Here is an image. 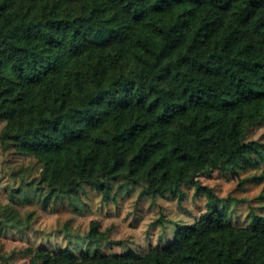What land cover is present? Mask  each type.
<instances>
[{
    "label": "trees",
    "instance_id": "1",
    "mask_svg": "<svg viewBox=\"0 0 264 264\" xmlns=\"http://www.w3.org/2000/svg\"><path fill=\"white\" fill-rule=\"evenodd\" d=\"M263 120L264 0H0V143L35 159L46 203L83 185L107 197L117 181L151 198L181 199L187 184L216 198L198 178L257 166L264 143L246 135ZM5 211L0 235L20 225ZM177 227L143 253H25L29 264H264V214L237 227L209 205ZM86 237L106 233L92 222Z\"/></svg>",
    "mask_w": 264,
    "mask_h": 264
},
{
    "label": "rangeland",
    "instance_id": "2",
    "mask_svg": "<svg viewBox=\"0 0 264 264\" xmlns=\"http://www.w3.org/2000/svg\"><path fill=\"white\" fill-rule=\"evenodd\" d=\"M3 125L0 122V131ZM252 140L264 143V120L247 132L246 141ZM253 158L257 166L214 171L198 178L219 200L197 194L189 184L181 188V199L170 194L151 198L142 193V186L117 181L111 182L107 197L83 185L77 194L51 197L46 203L47 190L37 189L35 159L0 143V218L4 221L5 210L12 209L20 224H5L0 235V264H29L25 250L39 246L57 250L69 245L75 254L95 250L143 253L172 242L177 226L192 224L209 205L225 211L234 226L246 227L253 214H264V159ZM12 194L15 200H11ZM92 222L98 232L106 233L105 239L86 237Z\"/></svg>",
    "mask_w": 264,
    "mask_h": 264
}]
</instances>
